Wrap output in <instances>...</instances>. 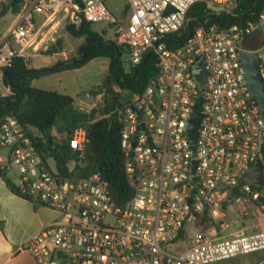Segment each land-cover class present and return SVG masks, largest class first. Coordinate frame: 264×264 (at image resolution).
I'll list each match as a JSON object with an SVG mask.
<instances>
[{
	"label": "built area",
	"instance_id": "1",
	"mask_svg": "<svg viewBox=\"0 0 264 264\" xmlns=\"http://www.w3.org/2000/svg\"><path fill=\"white\" fill-rule=\"evenodd\" d=\"M12 1L0 0V20L15 18L0 32V86L15 58H52L47 52L61 31L85 22L110 28L131 66L147 54L156 58L155 75L117 111L130 188L124 202L100 173L81 177L77 162L63 172L45 159L16 117L0 125V172L13 175L19 196L62 218L23 244L37 264H211L264 252V230H232L227 212L243 199L264 218V118L240 58L241 51L257 53L264 89V34L255 35L264 28V7L233 15L226 26L210 16L190 29L188 11L203 0H127V21L104 0H18L17 13L2 15ZM206 1L217 15L232 14L239 0ZM200 60L202 88L194 74ZM101 98L89 96L80 110L98 107ZM194 111L201 114L195 150L188 133ZM86 142L82 128L69 140L79 160ZM257 162L261 189L247 181ZM203 216L206 230L198 223ZM189 225L198 231L191 239Z\"/></svg>",
	"mask_w": 264,
	"mask_h": 264
},
{
	"label": "trees",
	"instance_id": "2",
	"mask_svg": "<svg viewBox=\"0 0 264 264\" xmlns=\"http://www.w3.org/2000/svg\"><path fill=\"white\" fill-rule=\"evenodd\" d=\"M263 0H239L232 11L227 14L221 11L219 14H212L214 11L206 0L195 3L188 11V22H203L210 16L225 23L229 19L241 18L252 14L258 4ZM264 3L258 6L261 10ZM20 8L18 0H13L10 6H4L2 15L8 10L17 13ZM195 27V26H193ZM66 31L73 37L92 39L84 48L86 60L84 63H66L78 61L76 59L60 61L64 64L50 70L36 74L29 73L36 70L20 58H15L10 68L1 72L2 84L11 91L10 96L0 98V125L7 116L16 117L24 129L31 135L35 145L45 159H53L58 169L68 172L72 162H77L75 172L81 177L100 173L110 184L114 197L119 202H124L130 196V188L125 176L124 158L121 149L122 123L119 120L117 111L124 106L121 99L124 90H131L134 94L142 91L156 73V58L153 54H147L142 61L144 66L139 70L136 79L132 81L138 66L133 67L129 73L122 71L120 61L122 52L128 54V49L119 48V73L116 69L117 49L110 44L112 40H106L102 34L95 31L93 25L85 22L76 28L67 26ZM53 45L47 53H55ZM83 54L80 52V60ZM96 59L109 60V73L104 82L94 88L90 94L94 97L102 95L98 107L84 112L75 107V98L66 93L52 90L35 88L32 86L34 79L53 75L66 70H74L86 63ZM55 63V64H57ZM54 64V65H55ZM125 82H129L125 84ZM22 95V96H21ZM84 129L87 134L84 157L79 160L78 155L69 146V140L77 129ZM33 130L38 131L39 136ZM61 137L56 142L55 135ZM52 137V142L50 141ZM7 184L17 193L15 184L1 173ZM203 230L209 226L208 219L202 217L198 221ZM1 225V222H0Z\"/></svg>",
	"mask_w": 264,
	"mask_h": 264
},
{
	"label": "rangeland",
	"instance_id": "3",
	"mask_svg": "<svg viewBox=\"0 0 264 264\" xmlns=\"http://www.w3.org/2000/svg\"><path fill=\"white\" fill-rule=\"evenodd\" d=\"M110 11L118 18L127 21L131 15V10L128 7L127 0H104ZM15 20L14 16L8 14L4 19L0 20V32H3L10 24ZM95 31L99 32L104 36L106 40H114V35L112 30L108 28L105 24H95L93 25ZM264 34V28L259 30L255 35ZM85 43V38H76L71 36L66 29L62 30L60 37L56 42L55 55L51 59H47L50 66L54 65L60 61L67 60H80V49ZM261 47H253V50H259ZM54 54V53H53ZM53 54L47 53V55L52 56ZM130 56L126 52H122L120 65L124 73H129L132 70V66L129 63ZM43 60L40 56H37L30 62V66L34 67L38 63H42ZM109 73V60L107 59H96L90 61L83 65L82 67L74 70H66L53 75L42 76L36 78L32 85L35 88L52 90L60 93H66L72 95L76 98L75 107L80 110L81 106L79 104L87 103L88 95L90 92L96 88L98 85L102 84ZM11 91L2 84L0 86V98L10 96ZM83 107L91 110L93 107L82 105ZM36 135H40L38 131L33 130ZM55 135L56 142L61 141L59 135ZM51 164L53 165L52 161ZM74 164H71V168ZM7 176L15 181L11 173ZM228 210V219L231 223H234L232 230H237L240 228H246L247 232H254L258 230H264V218L259 212L258 208L254 205H250L239 199L234 207H230ZM248 213V216H243V213ZM242 217V218H240ZM56 221H62L61 217L56 218ZM188 237L191 239L193 236L198 234L196 228L192 225L188 227ZM189 244V239L184 243V248ZM259 255L262 256V253ZM211 264H241V259L235 261H221L214 262ZM264 264V263H263Z\"/></svg>",
	"mask_w": 264,
	"mask_h": 264
},
{
	"label": "crops",
	"instance_id": "4",
	"mask_svg": "<svg viewBox=\"0 0 264 264\" xmlns=\"http://www.w3.org/2000/svg\"><path fill=\"white\" fill-rule=\"evenodd\" d=\"M42 60V63H38L33 68L50 67L47 60ZM89 96L92 95H88L87 101ZM11 181L14 183L13 180ZM56 218L55 211L15 193L0 172V264H37L33 256L23 250L22 246L29 238L53 223ZM260 253L262 256L259 255ZM238 259H241V264H263L264 252L243 255L227 261Z\"/></svg>",
	"mask_w": 264,
	"mask_h": 264
},
{
	"label": "water",
	"instance_id": "5",
	"mask_svg": "<svg viewBox=\"0 0 264 264\" xmlns=\"http://www.w3.org/2000/svg\"><path fill=\"white\" fill-rule=\"evenodd\" d=\"M262 3H264V0L261 1L258 4V6ZM258 6H257V9L255 10L254 14L257 13ZM250 15H253V14H250ZM231 21H234V20H231ZM228 23H225L224 26H226ZM196 24H199V23L195 22V21L189 22V28L191 29L192 25H196ZM189 36H190V34L188 35V37ZM89 42H93V40L87 39L85 41V43L83 44V46L80 49V52L82 54L84 53L85 46ZM171 42H175V41H171ZM110 44L113 45L117 49V52H118L117 58H116V69H117V72L119 73V52L120 51H119L118 46L115 43L110 42ZM191 55H194V50L191 52ZM240 58H241V61L244 65V68H245L249 89H250L251 93L254 95V97L256 98L258 105H259L261 115L264 118V89H263V80H262V77L260 74V69H259V64H258V55H257V53H249V52L241 51L240 52ZM85 60H86V57L83 54L81 60H79V61H68L66 63H73V62L84 63ZM63 64H64L63 62L57 63V64L50 66V67H47V68L32 70L29 73L36 74L39 72H43L46 70L53 69L55 67H60ZM144 64H145V61L140 66H138L131 82H133L136 79L139 70L144 66ZM194 74H195L197 81L200 84V87L202 88L203 84H204V76H205L203 60H200L195 65ZM128 83L129 82H125V84H128ZM133 95H134V93L131 90H128V89L124 90L123 95H122V99H121V104L126 105L129 101L132 100ZM200 120H201V114L197 111H194L193 115H192L191 122H190L189 130H188V133L190 135L194 150L196 149L197 131H198V126H199ZM50 141L52 142V137H50ZM194 171H195V168H194ZM247 181L251 182L257 189L262 188V186H263V171H262L261 162H257L254 165L251 173L247 177Z\"/></svg>",
	"mask_w": 264,
	"mask_h": 264
}]
</instances>
